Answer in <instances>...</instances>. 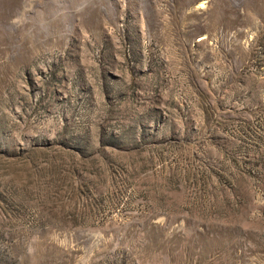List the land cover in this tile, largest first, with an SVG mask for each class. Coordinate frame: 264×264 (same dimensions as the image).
I'll return each mask as SVG.
<instances>
[{
	"label": "rangeland",
	"instance_id": "rangeland-1",
	"mask_svg": "<svg viewBox=\"0 0 264 264\" xmlns=\"http://www.w3.org/2000/svg\"><path fill=\"white\" fill-rule=\"evenodd\" d=\"M0 264H264V0H0Z\"/></svg>",
	"mask_w": 264,
	"mask_h": 264
}]
</instances>
